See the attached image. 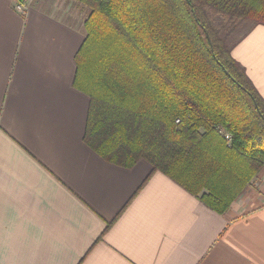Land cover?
Masks as SVG:
<instances>
[{
  "label": "crops",
  "instance_id": "0c3cea01",
  "mask_svg": "<svg viewBox=\"0 0 264 264\" xmlns=\"http://www.w3.org/2000/svg\"><path fill=\"white\" fill-rule=\"evenodd\" d=\"M22 2L0 0V264H264V169L219 215L144 160L106 162L74 87L85 20ZM234 45L264 101V26Z\"/></svg>",
  "mask_w": 264,
  "mask_h": 264
},
{
  "label": "trees",
  "instance_id": "16d2710c",
  "mask_svg": "<svg viewBox=\"0 0 264 264\" xmlns=\"http://www.w3.org/2000/svg\"><path fill=\"white\" fill-rule=\"evenodd\" d=\"M71 1L90 9L74 81L90 98L85 143L226 214L264 169V101L227 38L264 26V0Z\"/></svg>",
  "mask_w": 264,
  "mask_h": 264
},
{
  "label": "rangeland",
  "instance_id": "374dc122",
  "mask_svg": "<svg viewBox=\"0 0 264 264\" xmlns=\"http://www.w3.org/2000/svg\"><path fill=\"white\" fill-rule=\"evenodd\" d=\"M61 4H64L63 7L66 9H70L72 12L77 14V20H86L87 16L90 13V9L86 5H82L78 2L71 0H60ZM63 10V8H62ZM217 23L221 24L222 21L218 20ZM254 23L250 20H244L240 23L239 27L231 33V35L227 38V45L231 46L233 43L237 42L240 37H242L247 31H249L253 27Z\"/></svg>",
  "mask_w": 264,
  "mask_h": 264
},
{
  "label": "built area",
  "instance_id": "2783aa9c",
  "mask_svg": "<svg viewBox=\"0 0 264 264\" xmlns=\"http://www.w3.org/2000/svg\"><path fill=\"white\" fill-rule=\"evenodd\" d=\"M15 9L20 12L21 14H26L27 13V6H25L22 2V0H16V5H15ZM179 122V121H178Z\"/></svg>",
  "mask_w": 264,
  "mask_h": 264
}]
</instances>
